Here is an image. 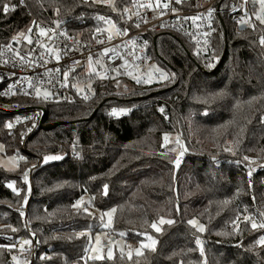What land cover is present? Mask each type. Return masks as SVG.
<instances>
[{
	"label": "trees",
	"instance_id": "16d2710c",
	"mask_svg": "<svg viewBox=\"0 0 264 264\" xmlns=\"http://www.w3.org/2000/svg\"><path fill=\"white\" fill-rule=\"evenodd\" d=\"M12 1L0 0V45L30 26L29 11L46 23L67 20L86 39L102 26L100 17H117L98 0H26L5 12ZM237 1L216 2L217 59L209 66L181 32H149L154 59L172 74L164 84L112 94L84 73L89 96L45 103L46 127L10 134L0 115L5 152L24 154L17 171L0 166V264L13 257L15 264H264V228L252 227L264 223V172L250 178L237 162L264 157V27L240 29L229 13ZM129 3L115 0L118 9ZM114 108L127 111L116 116ZM165 134L181 138L184 149L165 146ZM84 195L98 212L115 209L112 234L131 242L150 234L154 248L89 259L90 237L104 223L98 212L74 207ZM161 218L172 223L155 231ZM194 218L203 232L188 223ZM25 240L34 249L20 248Z\"/></svg>",
	"mask_w": 264,
	"mask_h": 264
},
{
	"label": "built area",
	"instance_id": "2783aa9c",
	"mask_svg": "<svg viewBox=\"0 0 264 264\" xmlns=\"http://www.w3.org/2000/svg\"><path fill=\"white\" fill-rule=\"evenodd\" d=\"M217 1L130 0L128 5L118 9L113 0H98L111 8L117 17H104L100 31L95 30L92 39L74 34L67 20L46 23L29 11L32 19L28 29L18 31L0 45V115L5 116L8 132L15 134L23 129L25 134H30L43 127L45 103L71 102L78 97H88L90 85L80 80L84 73L101 80L112 94L169 81L172 74L157 63L149 49L146 37L149 32L179 31L192 43L194 55L201 59L203 65L213 64L217 59L214 19L222 12L216 7ZM26 3V0H13L7 4V12L25 7ZM149 4L151 7H148ZM229 13L238 24L264 27L253 17L251 0H238L230 7ZM110 24H114L121 33L117 35L113 29L111 39L107 31ZM41 28L45 30L44 35L40 33ZM262 38L263 35L260 40ZM105 49L109 51L105 52ZM65 72L68 73L66 81ZM160 72L167 78L161 79ZM149 76L152 77L151 83H144ZM133 77H139L140 82ZM37 88L41 93L47 91L50 95L47 98L43 94L38 97ZM22 98L33 100L35 104L28 105ZM169 143H174L175 149L183 145L181 138L175 141L168 138L167 143L164 141L165 146ZM245 157L249 159L245 160ZM18 158L24 159V154H18ZM182 159L183 155L179 160ZM237 162L248 175L251 171L250 178L264 172V157L246 154L240 156ZM29 177L31 170L23 173L21 178L29 183ZM29 243L34 249L32 242Z\"/></svg>",
	"mask_w": 264,
	"mask_h": 264
},
{
	"label": "rangeland",
	"instance_id": "374dc122",
	"mask_svg": "<svg viewBox=\"0 0 264 264\" xmlns=\"http://www.w3.org/2000/svg\"><path fill=\"white\" fill-rule=\"evenodd\" d=\"M251 1H252V6L254 8L253 17L261 25H264V23L261 22V20L264 19V7H262L260 0H251ZM113 3L115 4V0H113ZM27 29L28 28L23 29V30H27ZM107 31L110 34H113V28L111 24L107 26ZM130 91L128 90L126 93L122 91V93H119V94H127ZM121 114H123V112H120L119 115ZM181 147L183 148V145ZM181 153H183V151H181ZM20 161L21 160L18 158L16 154H7L5 152L4 144L0 141V166L8 171H17L19 169ZM29 180H30V177L28 178V181ZM78 201L80 202L79 207H86L88 210H92L93 212H98V210L95 209L93 205V201L89 195L82 196ZM113 209L114 208L107 209L103 211L102 213L98 212L100 218H102L103 223L109 224V226L104 227L103 230L95 232L94 235L90 237L89 252H88L89 259H96L97 256L102 257L98 260L106 259V258H113L117 252L125 253L128 256L138 255L136 252L137 249L140 250V254H141L146 249L154 248V246L157 243V240L153 235H150V234L146 235L145 239H143L141 242H131L125 238L123 233H119L117 235L112 234L109 231V229L113 225L115 211L112 212L110 222H109V217L104 214ZM163 220L167 221L164 218ZM194 220L197 221V225H202L198 219L194 218ZM160 221L161 219L158 222H155V224L157 225L159 229H161L162 225L164 224V223H161ZM195 227L199 230L198 226H195ZM154 230L156 231V229ZM97 237H99V243H97ZM149 237H151V240H149ZM152 241H155L154 245H152ZM18 245L20 248H24L25 246H28V245L31 246L30 243L25 244L23 241L20 242V244ZM143 245H152V246L145 247ZM109 253H111V255H109ZM129 253H131V255H129ZM22 254L24 257L27 256L26 251H23ZM13 261L18 262V259L17 258L15 260L13 259ZM21 262H23V260H21ZM23 263L26 264V263H29V261H27V259H24Z\"/></svg>",
	"mask_w": 264,
	"mask_h": 264
},
{
	"label": "snow or ice",
	"instance_id": "6c2138e0",
	"mask_svg": "<svg viewBox=\"0 0 264 264\" xmlns=\"http://www.w3.org/2000/svg\"><path fill=\"white\" fill-rule=\"evenodd\" d=\"M21 2H22V0H21ZM177 2H179V0H177ZM260 3L262 5V7H264V0H260ZM141 6H143V5H141ZM8 7L9 6L7 4L4 5V11L5 12L8 11ZM148 7H151V4H149ZM165 7H167V4L165 5ZM209 11L211 12V10H209ZM258 18H260V17H258ZM100 19L103 20L104 17H100ZM193 19H195V18H193ZM106 22L111 23L110 21H106ZM242 22H244V21H242ZM261 22L264 23V19H262ZM112 28L115 29V32H116L117 35L121 34L120 33V30L118 28H116V26L114 24L112 25ZM97 31H100V30L97 29ZM126 31L127 30H125V32ZM40 33H41V35H44L45 34V30L41 28L40 29ZM109 38L111 39V34L109 35ZM29 43H31V40H29ZM145 43H147V42H145ZM261 43L264 44V38L261 39ZM107 51H109V49H105V52H107ZM57 59H59V56H57ZM157 71H159V69H157ZM128 74L131 75V73H128ZM64 76H65V81H66L67 80L68 73L65 72L64 73ZM160 78L161 79H166L167 77H166V75L163 72H160ZM133 79H136L137 82H140V78L139 77H133ZM151 81H152V77L149 76V78L148 79H145L143 82L144 83H151ZM73 86L75 87V85H73ZM41 94H43L45 98H47L50 95V93L47 92V91L41 93V90L39 88H37L36 89V95L39 97ZM85 98H87V97H85ZM123 111H127V109L117 110V109L114 108L112 110V114L119 115L120 112H123ZM160 111H163V109H160ZM8 126L11 127V125H8ZM164 141H165V143H167V141H168L167 134H165V136H164ZM226 150L227 151H230L231 149H226ZM44 159H45V161H48L50 159H53V160L54 159H60V157L59 156H45ZM244 159L247 160L249 158L248 157H245ZM176 163L177 164L179 163V159H177ZM249 176H251V171L249 172ZM25 179H27L26 176H25ZM9 187H11V185H9ZM106 189H107V186L105 185V190ZM13 190L16 191V189H13ZM25 199H27V197H25ZM79 204H80V202L78 201L77 204L74 205V207H78ZM85 211H87V209H85ZM114 211H115V209L110 210L109 212H107V213L104 214V215H107L109 217V222L111 220L112 212H114ZM21 214L23 215V213H21ZM247 219H249V218L248 217H245V220H247ZM160 222L161 223H165V222L172 223V221H170V220L169 221H164L163 218H161V221ZM188 223L191 224V225H194V226H198V228H199V230L201 232L204 231V226L203 225H197V221H195L194 219L188 221ZM108 226H109V224H104V227H108ZM152 227L154 229H156V231H159L160 230L155 223L152 224ZM252 227L253 228H257V227L264 228V223H262L260 225H257L255 222H253L252 223ZM82 234L83 233H81L79 235H82ZM149 240H151V237H149ZM24 243L27 244V243H29V241L25 240ZM97 243H99V237H97ZM196 243L198 245H200L201 244V241L199 239H197ZM260 243L264 244V237L261 238ZM154 244H155V241H152V245H154ZM152 245H143V246H145V247H151ZM136 252H137L138 255L140 254V250L139 249H137ZM201 254H203V248H201ZM109 255H111V253H109ZM129 255H131V253H129ZM100 258H102V257H99V256L96 257V259H100ZM13 259L15 260V257H13Z\"/></svg>",
	"mask_w": 264,
	"mask_h": 264
},
{
	"label": "water",
	"instance_id": "95a60500",
	"mask_svg": "<svg viewBox=\"0 0 264 264\" xmlns=\"http://www.w3.org/2000/svg\"><path fill=\"white\" fill-rule=\"evenodd\" d=\"M246 27H247L246 24H240V26H239L240 29H244ZM43 127H46V125H44Z\"/></svg>",
	"mask_w": 264,
	"mask_h": 264
}]
</instances>
